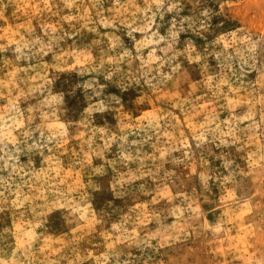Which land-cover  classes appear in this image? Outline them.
<instances>
[{"label":"rangeland","instance_id":"rangeland-1","mask_svg":"<svg viewBox=\"0 0 264 264\" xmlns=\"http://www.w3.org/2000/svg\"><path fill=\"white\" fill-rule=\"evenodd\" d=\"M0 264H264V0H0Z\"/></svg>","mask_w":264,"mask_h":264}]
</instances>
